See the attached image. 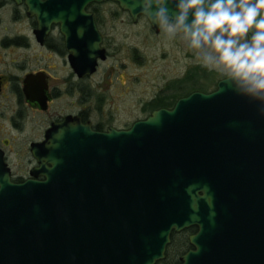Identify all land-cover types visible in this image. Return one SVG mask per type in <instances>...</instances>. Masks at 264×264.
<instances>
[{"label": "water", "instance_id": "obj_1", "mask_svg": "<svg viewBox=\"0 0 264 264\" xmlns=\"http://www.w3.org/2000/svg\"><path fill=\"white\" fill-rule=\"evenodd\" d=\"M100 1L57 0L63 30ZM262 108L221 80L126 131L60 128L43 181H0V264H156L191 226L180 264H264Z\"/></svg>", "mask_w": 264, "mask_h": 264}, {"label": "flooded vegetation", "instance_id": "obj_2", "mask_svg": "<svg viewBox=\"0 0 264 264\" xmlns=\"http://www.w3.org/2000/svg\"><path fill=\"white\" fill-rule=\"evenodd\" d=\"M58 2L0 0V181L7 179L13 184L43 181L45 176L39 172L44 162L42 151L56 146L52 139L62 127L67 130L87 127L97 133L110 128L126 131L155 111L172 110L180 99L191 94L215 91L218 82L223 80L212 71L207 82L202 81V69L196 63L187 70L183 67L182 72L170 79L158 76V82L144 84L140 89L143 93L137 95L138 77L135 75L131 77L133 90L125 108L130 119L124 126H115L113 111L107 114L105 109L109 105L105 93L116 84L108 78L114 69L107 68L113 57L110 46L114 41L106 32L102 11L106 4L115 9L111 15L113 20L125 13L132 26L145 29L144 36L157 43L168 42L183 54V60L186 51L198 50L190 49L181 36L169 39L144 16L133 18L110 0L88 3L81 19L76 21H70L67 14L64 31L58 14L66 11L67 6ZM140 34L135 31L134 36ZM92 44L97 46L98 53L93 56L95 65L90 72L89 47ZM113 47L116 49V42ZM131 50L135 53L132 60H136L138 48L131 46ZM97 76L100 78L95 80ZM110 107L114 108V104ZM107 117L111 120L107 121ZM196 232V226L179 232V236L188 235V248L181 256L193 250L189 237ZM179 258L176 264H180Z\"/></svg>", "mask_w": 264, "mask_h": 264}, {"label": "clouds", "instance_id": "obj_3", "mask_svg": "<svg viewBox=\"0 0 264 264\" xmlns=\"http://www.w3.org/2000/svg\"><path fill=\"white\" fill-rule=\"evenodd\" d=\"M169 39L181 36L204 66L264 103V0H128ZM210 50V51H209ZM203 54V55H200ZM229 89V88H228ZM264 112V108L261 109Z\"/></svg>", "mask_w": 264, "mask_h": 264}, {"label": "rangeland", "instance_id": "obj_4", "mask_svg": "<svg viewBox=\"0 0 264 264\" xmlns=\"http://www.w3.org/2000/svg\"><path fill=\"white\" fill-rule=\"evenodd\" d=\"M102 11L105 12L107 35L114 41L110 46L112 48L113 57L109 61L107 68H114L112 72L109 73L108 78L111 82H115L116 84L111 91L105 93V98L109 104L106 105L105 109L107 114L113 111L112 123L115 126H124L128 119H130V115L125 111V108L128 98L131 95V90H133V81L131 77H135V75L138 77V86L136 87L137 95L140 94L139 92H142L140 89L142 90L144 84L148 85L152 82H158L160 76L165 79H170L174 74L182 72L183 67L187 70L196 63L201 66L202 81L209 78L212 70H209L208 67L203 65L198 52L192 53L186 51L185 59L183 60V54L174 50L168 42L161 41L157 43L150 37L144 36L143 32L145 29L143 27L132 26L125 13L121 14V18L113 20L114 17L111 15L114 13L115 9L112 5L106 4ZM135 31L141 34L135 37ZM115 42L116 49H113ZM131 46H136L138 48V58H136V60H132L135 53L131 50ZM178 63L180 64L178 65ZM98 77L100 78V76H97L95 80ZM112 104H114V108L110 107ZM117 106L120 108L114 111ZM108 120L111 119L107 117V121ZM179 235V233L172 234V244L168 245L166 249H171L172 245L178 247V239H180L182 243V240H184L183 238L188 236L185 233H182L181 236ZM172 249L178 252L179 256L184 252L176 247Z\"/></svg>", "mask_w": 264, "mask_h": 264}, {"label": "trees", "instance_id": "obj_5", "mask_svg": "<svg viewBox=\"0 0 264 264\" xmlns=\"http://www.w3.org/2000/svg\"><path fill=\"white\" fill-rule=\"evenodd\" d=\"M178 245H179L178 247L177 246H173V245L171 247L172 248H175L176 247V248L181 249L182 251L185 252L187 250V248H188V241H187V239L184 238V240H182V243L178 239ZM172 248L171 249H166L165 258L163 260L157 262L156 264H176L178 262L179 253L178 252H175L174 249H172ZM183 253H181L180 256Z\"/></svg>", "mask_w": 264, "mask_h": 264}]
</instances>
